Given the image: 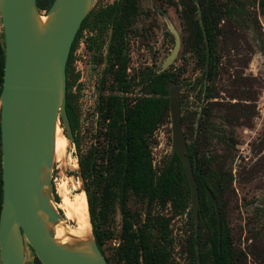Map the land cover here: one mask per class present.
<instances>
[{"label": "rangeland", "instance_id": "rangeland-1", "mask_svg": "<svg viewBox=\"0 0 264 264\" xmlns=\"http://www.w3.org/2000/svg\"><path fill=\"white\" fill-rule=\"evenodd\" d=\"M121 1L95 0L86 25L73 41L66 71V96L73 109L74 142L67 140L65 157H55L53 168V186L60 200L57 209L63 212L59 206L63 195L60 186L65 184L67 196L73 199L84 188L78 163L90 150L96 153L97 171L89 188L97 197V210L100 195L110 192L105 217L96 220L105 236L102 249L109 264H125L120 249L122 217L117 198H113L117 188L109 182L113 172L107 169L110 145L98 112L99 97L115 93L113 74L106 69L111 29H91L102 11ZM239 1L244 7L241 18L236 22L223 21L219 26L218 75L212 98L207 100L205 66L193 53L192 23L199 21V12L201 18L200 5L195 0H139L124 47L130 83L126 97L131 103L148 97V84L154 76L173 74L187 147L199 136L200 121H208L207 126L216 136L208 141L203 156H212L214 168L224 175L227 187L218 205L226 214L239 263L264 264V8L259 6V0ZM90 37L96 38L90 42ZM59 130L63 134L61 127ZM150 148L157 185L174 156L168 108L150 138ZM126 209L130 233H143L153 250H165L167 264H201L200 255L210 247L213 226L210 221L200 226L198 220L196 224L190 193L181 203L179 198H168L161 192L148 202L146 197L129 190ZM70 221V226L77 227L75 221ZM193 243L196 262L190 251ZM36 259L25 243L24 264H37Z\"/></svg>", "mask_w": 264, "mask_h": 264}, {"label": "water", "instance_id": "water-1", "mask_svg": "<svg viewBox=\"0 0 264 264\" xmlns=\"http://www.w3.org/2000/svg\"><path fill=\"white\" fill-rule=\"evenodd\" d=\"M94 2L54 0L46 12H40L36 0H0L4 36L0 92L1 264H24L25 243L40 264H108L92 231L82 235L71 232V221L57 209L52 184L57 129L62 126L65 138L74 142L66 112V64L76 34ZM199 25L207 71L210 48L200 12ZM167 91L173 155L182 163L197 224L198 189L186 157L179 93L172 82L167 84Z\"/></svg>", "mask_w": 264, "mask_h": 264}, {"label": "trees", "instance_id": "trees-1", "mask_svg": "<svg viewBox=\"0 0 264 264\" xmlns=\"http://www.w3.org/2000/svg\"><path fill=\"white\" fill-rule=\"evenodd\" d=\"M54 0H36V6L40 12L47 11ZM139 0H122L115 2L110 7L99 14L94 23V29L102 31L105 26L111 29V35L106 54V69L112 72L115 93L108 96H100L98 112L104 123L105 135L108 138L110 151L107 158V169H111L113 174L109 182L112 181L117 191L113 198H117L120 214L122 217L120 249L125 264H167L168 256L165 250H153L143 233L132 235L130 233L131 223L126 209L127 192L130 190L136 195L146 197L151 202L161 192L168 198H179L180 203L183 198L190 193L182 163L175 154L171 163L162 172L159 183L155 184V172L153 169L152 152L150 148V138L156 131L162 116L168 108L167 84L173 82V74L163 72L154 76L148 84L150 96L141 98L131 103L126 97L130 83L127 77V60L124 55L127 29L133 17L138 13ZM201 7V19L207 35L210 60L207 71H203L204 78L208 81L206 87V98H212V87L218 75V59L216 58V39L220 32L221 22H236L244 13V7L239 0H195ZM259 6L264 8V0H259ZM194 6V10H195ZM89 15V14H88ZM87 15V17H88ZM82 22L75 39H77L86 19ZM96 38V37H95ZM95 38L90 37L92 42ZM193 53L198 62L205 66L206 51L203 34L199 21L196 19L192 23ZM74 39V40H75ZM90 48V47H89ZM72 50V46L70 51ZM264 52V50H262ZM71 55L68 56L66 71L70 64ZM4 69V36L0 32V92L3 83ZM66 112L71 124L73 109L66 96ZM207 111L205 110V113ZM208 121L199 122V136L192 145L187 147L186 157L193 167L194 178L198 189L199 205L198 216L199 225L208 223L213 226L208 251L201 253V264H241L239 256L233 247L230 230L226 214L218 205L221 194L225 191L224 175L214 168V158L203 156V149L208 145L211 138H216L207 126ZM211 126V125H210ZM62 128V126H61ZM72 128V126H71ZM65 136V132L63 131ZM1 157V142H0ZM96 153L90 150L84 160L79 161L80 174L84 183L83 191L86 195L89 222L92 226V234L96 244L103 254L106 262L108 259L104 255L102 245L105 241L104 233L98 229L96 220L105 217L108 209L106 198L110 192L103 191L99 197V209L97 210L95 194L90 190L96 176ZM196 166H195V165ZM107 181V187L109 186ZM111 182V183H112ZM53 184V173H52ZM225 187V188H224ZM53 193L56 203L60 200ZM174 195V196H173ZM2 204V173L0 169V210ZM60 215L64 217L61 210ZM207 219V220H206ZM191 254L196 262L197 256L194 250V243L191 245ZM36 263L40 264L38 259Z\"/></svg>", "mask_w": 264, "mask_h": 264}, {"label": "bare ground", "instance_id": "bare-ground-1", "mask_svg": "<svg viewBox=\"0 0 264 264\" xmlns=\"http://www.w3.org/2000/svg\"><path fill=\"white\" fill-rule=\"evenodd\" d=\"M66 148H67V139L60 132V130L57 129L56 141H55V157L58 160L64 159L66 154ZM60 188H61V193L63 195H62V202L59 206L64 210L63 214L65 218H67L68 220L75 221L77 223V227H69L71 229V232L76 235L89 233L91 226L89 223L88 205H87V199L85 193L83 191H79V193L76 194L73 197V199H70L67 196V190L65 184H62Z\"/></svg>", "mask_w": 264, "mask_h": 264}, {"label": "built area", "instance_id": "built-area-1", "mask_svg": "<svg viewBox=\"0 0 264 264\" xmlns=\"http://www.w3.org/2000/svg\"><path fill=\"white\" fill-rule=\"evenodd\" d=\"M55 181V180H54Z\"/></svg>", "mask_w": 264, "mask_h": 264}]
</instances>
